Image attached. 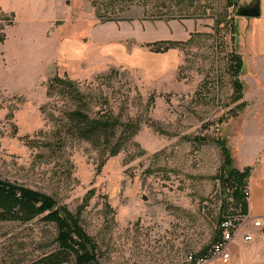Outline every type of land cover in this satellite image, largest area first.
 Masks as SVG:
<instances>
[{"label":"rangeland","instance_id":"1","mask_svg":"<svg viewBox=\"0 0 264 264\" xmlns=\"http://www.w3.org/2000/svg\"><path fill=\"white\" fill-rule=\"evenodd\" d=\"M231 1L0 0V177L79 214L102 264H185L186 254L212 248L223 215L240 213L217 179L220 147L195 140L220 138L238 159L245 141L264 134L238 122L242 100H233L228 71ZM164 3L197 12L175 18L195 28L189 42L171 48L173 69H131L96 46L76 53L101 18L157 20L155 6ZM141 47L155 56L148 63L171 54ZM77 93L93 117L136 132L124 125L98 144L81 136L67 118ZM55 232L41 218L0 223V264L35 257ZM231 253L227 264H264V231L238 239Z\"/></svg>","mask_w":264,"mask_h":264},{"label":"trees","instance_id":"2","mask_svg":"<svg viewBox=\"0 0 264 264\" xmlns=\"http://www.w3.org/2000/svg\"><path fill=\"white\" fill-rule=\"evenodd\" d=\"M229 4L234 8L239 7L238 0L231 1ZM191 7L175 8V10L172 6L164 3L155 6V16L157 19L165 20L175 19L178 13L186 14L190 17L193 14H197L196 10H191ZM101 20L104 23L112 19L105 20L101 18ZM232 30L235 33L236 29L234 27ZM185 43L168 40L147 43L145 46L154 51L166 52L177 45ZM242 65L241 55L234 50L231 51L228 58V71L233 79V100L235 102L243 98V85L238 78ZM71 93L74 92L71 90ZM79 94L77 93L73 96L79 103L74 110L68 112L67 118L71 128L80 133L81 136L98 144V142L114 139L116 131L120 127H124V125L127 127L125 131L128 135L136 132V127H130V125L124 124L119 119L111 116L99 115L93 117L90 115L86 109V103L81 101ZM245 105V102H241L239 107L241 108ZM195 140L199 144L212 142L220 147L223 161L217 179L220 180L222 190L224 192L229 191L232 194L233 201L240 209L238 215L248 214L246 189H248L251 168L246 167L244 170L235 168L232 164L230 150L220 138H211L210 140L206 137L201 138L198 136ZM227 217L229 215H223L220 225ZM38 218L54 226L55 236L50 243L43 247H46L43 252L28 261L22 260L17 264H102L99 245L83 227L79 214L71 211L66 205H61L53 196L43 191L0 177V223L28 224ZM221 236L222 229L219 226L214 243L220 240ZM209 249V247L204 248L198 254L204 255Z\"/></svg>","mask_w":264,"mask_h":264},{"label":"crops","instance_id":"3","mask_svg":"<svg viewBox=\"0 0 264 264\" xmlns=\"http://www.w3.org/2000/svg\"><path fill=\"white\" fill-rule=\"evenodd\" d=\"M194 28V21L190 27L187 23L175 19L101 22L93 25L90 33L84 38L86 40L89 37L90 43L83 46L80 52L73 51L78 55H86L84 53H89L92 46L98 47V50L106 48L104 54L109 53L108 57L113 56L122 65L131 69L145 67L159 75L177 66V56L170 49L169 57L165 55L148 63L147 60L155 56L141 46L168 40L187 42ZM235 29L232 51L240 54L243 60L238 78L243 85L241 100L246 104L239 114L238 122L249 129L264 130V0H261V16H237ZM232 164L238 169L251 168L248 180V214L255 217L264 216V134L261 138L245 141L242 144L241 156L238 159L232 156Z\"/></svg>","mask_w":264,"mask_h":264},{"label":"built area","instance_id":"4","mask_svg":"<svg viewBox=\"0 0 264 264\" xmlns=\"http://www.w3.org/2000/svg\"><path fill=\"white\" fill-rule=\"evenodd\" d=\"M248 195V189H246ZM220 228L222 236L213 244L206 254L188 253L185 256V264H214L221 262L227 264L231 258V246L238 239L243 242H251L256 233L264 231V216H251L250 214L229 216L225 218Z\"/></svg>","mask_w":264,"mask_h":264},{"label":"water","instance_id":"5","mask_svg":"<svg viewBox=\"0 0 264 264\" xmlns=\"http://www.w3.org/2000/svg\"><path fill=\"white\" fill-rule=\"evenodd\" d=\"M236 14L241 17H260L261 0H253L245 5H239Z\"/></svg>","mask_w":264,"mask_h":264}]
</instances>
